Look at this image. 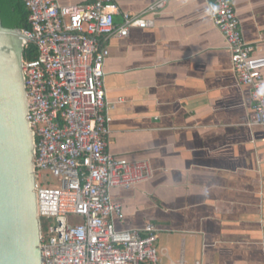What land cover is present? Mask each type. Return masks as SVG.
I'll return each instance as SVG.
<instances>
[{
  "label": "crops",
  "instance_id": "crops-1",
  "mask_svg": "<svg viewBox=\"0 0 264 264\" xmlns=\"http://www.w3.org/2000/svg\"><path fill=\"white\" fill-rule=\"evenodd\" d=\"M150 25L109 42L108 151L147 160L153 175L115 188L118 230L159 231L160 264H264V128L238 81L210 0H115ZM62 6L92 0H57ZM252 57H264V0H231ZM264 78V70H263Z\"/></svg>",
  "mask_w": 264,
  "mask_h": 264
},
{
  "label": "built area",
  "instance_id": "built-area-1",
  "mask_svg": "<svg viewBox=\"0 0 264 264\" xmlns=\"http://www.w3.org/2000/svg\"><path fill=\"white\" fill-rule=\"evenodd\" d=\"M212 19L231 53L238 81L251 88L252 126L264 128V57H252L231 0H210ZM31 29L23 59L27 119L35 136V173L43 264H160L159 231L118 230L124 218L111 191L134 188L152 178L147 160L130 161L108 151L112 117L106 102L104 65L109 42L150 25L147 15L123 14L115 0L62 6L57 0H24ZM52 179L54 181H52Z\"/></svg>",
  "mask_w": 264,
  "mask_h": 264
},
{
  "label": "water",
  "instance_id": "water-1",
  "mask_svg": "<svg viewBox=\"0 0 264 264\" xmlns=\"http://www.w3.org/2000/svg\"><path fill=\"white\" fill-rule=\"evenodd\" d=\"M20 28L0 15V264H43Z\"/></svg>",
  "mask_w": 264,
  "mask_h": 264
},
{
  "label": "trees",
  "instance_id": "trees-1",
  "mask_svg": "<svg viewBox=\"0 0 264 264\" xmlns=\"http://www.w3.org/2000/svg\"><path fill=\"white\" fill-rule=\"evenodd\" d=\"M0 15L5 27L20 28L22 30L31 29L29 21L30 12L24 0H0ZM38 54L34 45H29L24 51V59H36Z\"/></svg>",
  "mask_w": 264,
  "mask_h": 264
},
{
  "label": "rangeland",
  "instance_id": "rangeland-1",
  "mask_svg": "<svg viewBox=\"0 0 264 264\" xmlns=\"http://www.w3.org/2000/svg\"><path fill=\"white\" fill-rule=\"evenodd\" d=\"M52 181H54V180L52 179Z\"/></svg>",
  "mask_w": 264,
  "mask_h": 264
}]
</instances>
